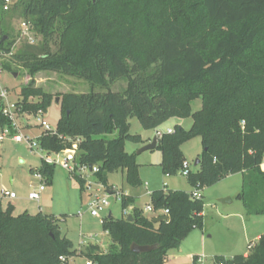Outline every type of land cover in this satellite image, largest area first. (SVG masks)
<instances>
[{"label":"trees","instance_id":"1","mask_svg":"<svg viewBox=\"0 0 264 264\" xmlns=\"http://www.w3.org/2000/svg\"><path fill=\"white\" fill-rule=\"evenodd\" d=\"M11 9L42 37V54H12L16 39L1 36L8 37L0 42L2 66L13 71L18 65L31 77L20 93L21 112L46 113L53 102L35 85L39 72L86 81L92 90L61 96L56 133L39 138L43 150L59 153L79 139L75 160L98 166L99 183L112 189L109 176L122 171L137 188L142 183L137 155L125 148L144 142L131 133V120L150 131L171 119H191L189 130L176 126L158 138L163 173L182 170V145L199 137L203 152L198 171L190 170L192 185L204 189L242 174L237 198L247 215H264V0H17ZM9 11L0 0V12ZM121 80L126 88L111 91ZM196 100L202 107L194 112ZM6 127L15 133L0 113V130ZM54 169L43 161L31 172L51 185ZM73 177L84 190L85 180ZM150 199L156 212L168 211L167 221L155 223L135 206L134 197L122 194L123 211L134 206L132 222L127 216L103 218L102 228L111 238L108 251L91 244L80 253L62 233L63 219L42 213L15 216L12 205L4 210L0 204V264H69L77 256L92 264H168L170 252L202 228L203 197L161 189ZM132 244L156 248L136 254ZM251 250L247 257H219L215 264H264V235Z\"/></svg>","mask_w":264,"mask_h":264},{"label":"rangeland","instance_id":"2","mask_svg":"<svg viewBox=\"0 0 264 264\" xmlns=\"http://www.w3.org/2000/svg\"><path fill=\"white\" fill-rule=\"evenodd\" d=\"M4 33L16 39L12 54H42V37L35 33L19 11L11 9L8 13L0 12V42ZM5 60L0 59V82L9 90L11 100L19 101L21 90L30 82L31 77L26 69L18 65L12 67L13 71L5 69L2 66ZM33 80L36 86L42 87L52 95L53 102L42 119L46 120L55 131L61 117V96L66 93L84 94L92 91L88 82L54 72H39ZM126 86L127 82L121 80L111 86V91L121 92ZM102 91L99 88L95 89V92ZM37 100L31 99L33 102ZM191 106L196 112L201 109L202 101L196 100ZM27 119L32 127L27 129L26 120L21 121L22 132L27 138L36 141L42 129L36 118L29 116ZM131 122L132 134H142L144 137L154 135L153 132L144 130L137 119L134 118ZM188 122H191V119ZM179 123H181L179 119H171L159 129L166 132L169 127L180 126ZM186 124L185 127H189V123ZM2 135L4 137H1ZM0 137V191L7 190L18 196L14 201L16 203L14 215L24 213L37 215L41 211L42 214L56 215L63 219L60 223L61 231L73 242L75 249L79 250L89 242H93L100 244L104 251H108L111 241L102 228V219L110 212L115 219L127 216L126 210L122 209L121 201L110 196L109 205L100 217L91 216L88 193L85 189H81L80 184L70 172L55 165L53 183L41 186L40 180L31 172L37 170L43 163V154L39 149L31 150L29 146L31 141L18 143L13 136L5 134L2 130H0ZM136 146L137 144L127 143V152L136 153L138 151ZM181 149L190 170L197 172L199 168L195 166V162L203 152L201 138H193L184 143ZM159 157L158 150L137 157L138 172L142 182L139 187L130 186L121 171L110 175V183L115 190L119 192L123 190L124 194L134 196L135 205L138 208H144L150 203V194L155 190L165 189L188 193L195 190V186L192 185L189 177L182 174V170L176 175H165L159 165ZM84 175L89 181L98 182L95 175L86 172ZM242 183V174H235L201 190L204 201L203 226L193 230L178 249L171 251L175 260L169 264H194L195 261L198 262V259L201 260L200 264H215L219 257L230 259L245 253L250 255L248 246H256L257 237L264 235V215H247L242 201L237 198L242 190ZM33 191L40 192L39 202L29 199V194ZM119 198L121 199V194ZM222 198H231L233 203L223 205L219 201ZM2 207L7 209V201L3 202ZM79 213H82L81 216ZM87 261L85 257H80L72 264H86Z\"/></svg>","mask_w":264,"mask_h":264},{"label":"built area","instance_id":"3","mask_svg":"<svg viewBox=\"0 0 264 264\" xmlns=\"http://www.w3.org/2000/svg\"><path fill=\"white\" fill-rule=\"evenodd\" d=\"M16 1L17 0H4V10L9 11ZM30 41L33 42V40H30ZM0 113L11 122V127L13 128L15 132L12 134L10 128L6 127L2 130L5 134L13 136V139L18 143H21L24 141L28 143L31 141L29 145L30 149L34 150L38 148L40 153L43 154L42 158L46 164L59 165L63 169L70 172L73 176L77 175L85 180L84 189L88 193L90 214L93 217H100L101 213H103L107 209L109 205L108 199L110 198V196H112V194L108 192V190H106L101 183L99 182L93 183L88 180V177L86 175H84L85 172L88 174L94 175L99 170L98 166H93L92 170H90L89 166H81L76 162L75 160L76 153L78 150V144L80 140L79 139L76 140L73 143L71 149L63 150L59 153H54V152L48 153L47 151L43 150L39 143V138L41 135L39 137H36V141H32L30 138H27L22 132V126L20 122L23 121L24 117L32 116L36 118L39 127L42 129V133L49 132V133L55 134L56 131L49 126L46 120L42 119V116L45 113L43 111H39L37 114H32V115L22 113L21 108L18 106V101L11 100L9 90L5 86H3L1 82H0ZM172 131H173L172 129H168L166 130V132L157 130L156 136L160 138L163 136V134L165 133L170 134L172 133ZM2 137H4V135H2ZM261 167L264 171V162L262 163ZM182 174L187 177L190 174V168L187 162H185L183 165ZM34 177L40 180L41 186L46 185V181L40 173L36 172L34 174ZM201 190L202 189L200 185H197L195 187V190L191 192V197L193 199H201L202 198ZM113 195L116 196L117 199L121 200L118 194H113ZM15 198H16L15 193L7 191V190H2L0 194V204L2 203L4 199H15ZM40 198H41V195H40V192L38 191H33L29 195V199L33 201L39 202ZM147 211L156 212L152 206H148ZM163 212L165 215H168L167 210ZM81 214L82 213H79V216H81ZM252 247L253 245H249L248 250L250 251ZM247 256L248 255H246V257ZM61 260L65 262L66 258L62 257ZM198 263H201L200 259H198ZM86 264H92V262L87 261ZM217 264H225V263L220 262Z\"/></svg>","mask_w":264,"mask_h":264},{"label":"crops","instance_id":"4","mask_svg":"<svg viewBox=\"0 0 264 264\" xmlns=\"http://www.w3.org/2000/svg\"><path fill=\"white\" fill-rule=\"evenodd\" d=\"M28 117H24V119H23V121H25L26 120V124H25V127H28L27 129H30V127H32L31 125H30V123H29V121H28V119H27ZM132 121V120H131ZM189 121V119H179V122H181V123H179V125H180V127H182V128H184V129H186V130H189L191 127H192V120H191V122H188ZM186 123H189V127H185V125H187ZM131 125H132V122H131ZM160 128V127H159ZM158 128V129H159ZM157 129V130H158ZM168 129H172V130H174L175 129V127L173 128V127H169ZM167 129V130H168ZM131 130H132V126H131ZM157 130H150L149 132H153L154 133V135L152 136V137H144L142 134H140L141 135V137H142V139H143V142L144 143H142V144H137V146H136V150L137 149H139V148H141L142 146H144V145H146V144H148V143H150L151 142V139L156 135V131ZM160 130V129H159ZM42 133V132H41ZM41 133L38 135V137L41 135ZM2 137V136H1ZM0 137V138H1ZM126 149V148H125ZM127 151V150H126ZM156 150H154V151H148V152H145V153H151V152H155ZM128 153V152H127ZM145 153H142V154H145ZM141 154V155H142ZM138 156H140V155H137V157ZM159 160H160V163H159V165L161 164V162H162V154H161V152H160V157H159ZM122 172V171H121ZM122 174H123V176H124V178H125V174H124V172H122ZM242 177H243V175H242ZM109 185L110 186H112L113 188L111 189V190H108V192H110L111 194H112V196H114L113 194H124L123 193V190H121L120 192L119 191H117V190H115V188H114V186L110 183V176H109ZM112 190H114L115 191V193L112 191ZM161 190V189H160ZM165 190V189H164ZM2 191V190H1ZM1 191H0V194H1ZM156 191V190H155ZM154 192V191H153ZM152 194V193H151ZM151 194H150V197H151ZM30 195V194H29ZM126 195H128V194H126ZM128 196H132V195H128ZM115 198H116V196H114ZM132 197H134V196H132ZM17 198H18V196L16 195V198L15 199H4L3 201H2V203H1V206L3 205V202L4 201H7V207L8 206H10V205H12L13 207H14V209L16 208V203L14 202L15 200H17ZM135 198V197H134ZM117 199V198H116ZM33 201V200H32ZM121 201V200H120ZM136 206V205H135ZM148 206H152L151 205V199H150V203H148L144 208H140V209H142L143 210V212H144V214H145V216L146 217H148L149 219H155V223H159V222H157V220H160V219H162V218H165V214H164V212L163 211H158V212H149V211H147V207ZM6 207V208H7ZM133 207L134 206H131V207H129L126 211H125V213H127V216L128 215H130L131 214V212H132V209H133ZM3 208V207H2ZM5 210V209H4ZM40 210H41V207H40ZM41 213H42V211H41ZM21 215V214H20ZM18 216V215H17ZM56 216V215H55ZM108 216L109 217H113L112 216V214H111V212L108 214ZM107 216V217H108ZM114 218V217H113ZM106 233V232H105ZM107 234V236L110 238V236L108 235V233H106ZM261 236H258L257 237V240H259V238H260ZM110 241H111V238H110ZM97 245V246H99L100 247V249H101V251H103V252H107V251H104V249H103V247L100 245V244H98V243H93V242H89L86 246H83V247H81L79 250H77V249H75V250H77V252L78 253H80L81 251H83V250H85V248L88 246V245ZM83 245V244H82ZM109 246H110V243H109ZM75 248V247H74ZM243 255H247L246 253L245 254H243ZM170 256H171V260H170V262L171 261H173V260H175V258L172 256V254H171V252H170ZM81 256H77V257H74V258H71L70 260H69V264H72V262L73 261H75L77 258H80ZM169 262V263H170ZM168 263V264H169ZM194 264H200V263H194Z\"/></svg>","mask_w":264,"mask_h":264},{"label":"water","instance_id":"5","mask_svg":"<svg viewBox=\"0 0 264 264\" xmlns=\"http://www.w3.org/2000/svg\"><path fill=\"white\" fill-rule=\"evenodd\" d=\"M94 2L96 0H93ZM7 36H4V38L1 40V43L4 42L5 40H7ZM57 103L59 102V100L57 99L56 100ZM157 146H158V137L155 135L151 142L142 146L141 148L138 149V151L136 152V155H141L142 153H145V152H148V151H154V150H157ZM200 163V160H196L195 162V166L197 167ZM92 167L93 165H90L89 166V169L92 170ZM221 204L223 205H230L233 203L232 199L231 198H222L219 200ZM133 218L130 215L127 216V221L129 222H132ZM161 220H165L167 221L168 220V217H165V218H162L160 220H157V222H160ZM156 248V246H140V245H137V244H132L131 246V251L133 253H136V254H145V253H149L151 251H153L154 249Z\"/></svg>","mask_w":264,"mask_h":264}]
</instances>
